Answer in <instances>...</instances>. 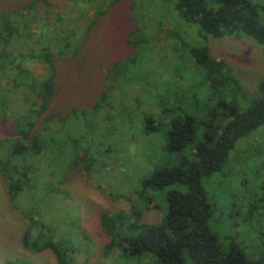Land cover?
I'll list each match as a JSON object with an SVG mask.
<instances>
[{
    "label": "rangeland",
    "instance_id": "rangeland-1",
    "mask_svg": "<svg viewBox=\"0 0 264 264\" xmlns=\"http://www.w3.org/2000/svg\"><path fill=\"white\" fill-rule=\"evenodd\" d=\"M174 1L0 0V16L7 13L19 26L10 45L17 61L6 67L0 64V109L9 118L6 124L0 120V138L13 136L6 128L23 104L21 87L14 80L17 62L41 78L46 61L39 54L53 57L56 89L47 116L92 109L109 69L118 61H126L129 71L143 67L147 78L142 81L139 72H131L133 85L113 91V100L99 102L100 107L77 119L87 146L80 153L94 160L91 170L80 163L60 183L51 179L48 156H35L37 187H25L15 205L0 173V264L6 258L58 264L51 249L33 252L22 246L29 214L46 238L66 241L67 264H159L150 253L132 256L118 246L107 251L110 236L101 229V215L130 212L135 206L142 212L141 221L159 222L166 190L185 188L177 183L144 188L143 180L155 169L178 165L181 155L193 157L188 146L167 148L170 121L178 114L197 120L217 114L219 120L220 101H235L245 108L261 94L259 83L264 80V48L246 37L208 36L210 55L227 62L237 79V86L229 80L219 89L212 88L188 52L199 44L192 37L193 26L176 18ZM136 27L148 36L139 48L142 55L126 42L127 32ZM148 88L154 89L148 91L153 96L147 94ZM41 125L40 120L36 127ZM202 131V125L197 126L195 141ZM3 153L2 147L0 156ZM202 185L212 207L209 226L224 251L234 245L249 259L264 257V125L238 139L220 170L204 177ZM43 191L46 200L34 199Z\"/></svg>",
    "mask_w": 264,
    "mask_h": 264
},
{
    "label": "trees",
    "instance_id": "trees-1",
    "mask_svg": "<svg viewBox=\"0 0 264 264\" xmlns=\"http://www.w3.org/2000/svg\"><path fill=\"white\" fill-rule=\"evenodd\" d=\"M174 14L184 24L193 26L192 31L195 33L191 34L199 45H193L188 52L196 64L203 68L214 89H219L229 80L237 86V79L231 75L232 67L227 62L210 55L208 36L246 37L264 48V3L252 0H175ZM139 29L129 30L126 42L141 54L143 52L139 48L147 43L148 36L145 37L147 33ZM18 30L15 18L7 13L0 16L2 67L17 61L10 45ZM39 56L46 61V73L41 78L33 71L25 70L19 62L15 65L17 71L14 80L16 86L21 87L23 104L17 117L15 114L13 119L10 117L13 123L6 128L13 136L9 133L0 138V149H6V153L0 156V173L14 205L25 187H37L33 163L35 156H48L51 179L58 178L60 183H64L65 176L80 163L86 170H91L94 160L82 154L87 151V146L84 144V135L79 133L77 119L100 107L99 102L113 100V91L133 85L129 77L131 72H139L142 81H147L143 67L129 71L126 61L117 60L109 69L106 85L92 109H70L61 117L47 116L55 95L56 68L50 53ZM150 89L153 88L146 89L147 94L153 96L154 89L148 93ZM259 90L261 94L252 97L245 108L235 101H220L223 110L219 120L217 114L198 120L190 114H183L182 117L178 114L170 121L165 135L167 148L183 150L188 146L193 157L184 154L178 165H165L153 170L142 185L144 188L163 189L177 183L185 189L166 190L165 210L161 220L156 223L141 221L142 212L135 206L130 212L103 213L100 218L101 229L110 236L106 244L107 251L118 246L132 256L150 253L159 264H264V257L249 259L243 249L234 245L224 251L209 226L212 207L207 202L202 185L204 177L220 170L238 139L264 125V80L260 81ZM135 98L133 101H136ZM120 102L121 106L124 105L123 99ZM0 111V120L6 124L9 121L6 118L8 114L2 109ZM40 120L42 125L37 128ZM52 123H55L54 126ZM200 125L203 127L202 137L195 141L196 128ZM45 196L43 191V195H35L34 199L46 200ZM28 218L29 225L22 235V246L33 252L51 249L58 264H67L69 246L66 241L55 242L46 238L47 234L35 227V218L31 214ZM2 264L30 263L6 258Z\"/></svg>",
    "mask_w": 264,
    "mask_h": 264
}]
</instances>
